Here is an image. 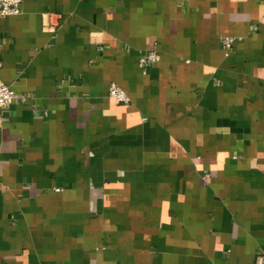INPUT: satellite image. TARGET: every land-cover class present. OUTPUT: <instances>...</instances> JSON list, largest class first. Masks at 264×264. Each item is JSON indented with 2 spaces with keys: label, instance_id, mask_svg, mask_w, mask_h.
<instances>
[{
  "label": "crops",
  "instance_id": "1",
  "mask_svg": "<svg viewBox=\"0 0 264 264\" xmlns=\"http://www.w3.org/2000/svg\"><path fill=\"white\" fill-rule=\"evenodd\" d=\"M0 60V264H264V0H24Z\"/></svg>",
  "mask_w": 264,
  "mask_h": 264
},
{
  "label": "built area",
  "instance_id": "2",
  "mask_svg": "<svg viewBox=\"0 0 264 264\" xmlns=\"http://www.w3.org/2000/svg\"><path fill=\"white\" fill-rule=\"evenodd\" d=\"M24 0H0V18L17 15L22 12V4ZM59 24V23H58ZM51 28L55 30L57 23H51ZM224 44L227 50H231L234 45L232 37H226ZM160 54L156 49H150L142 57L141 61L146 65H152L160 60ZM2 61L0 60V66ZM110 96L120 103L128 104L131 102V97L128 92L118 83L112 82L109 89ZM16 91L0 77V106L9 107L15 100Z\"/></svg>",
  "mask_w": 264,
  "mask_h": 264
}]
</instances>
